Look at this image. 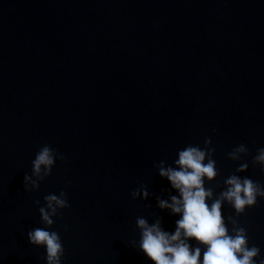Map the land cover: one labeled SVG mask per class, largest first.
I'll return each instance as SVG.
<instances>
[{"label":"water","instance_id":"obj_1","mask_svg":"<svg viewBox=\"0 0 264 264\" xmlns=\"http://www.w3.org/2000/svg\"><path fill=\"white\" fill-rule=\"evenodd\" d=\"M206 138L219 172L206 187L218 194L233 173L264 185L252 164L264 147V0H0V264H46L27 233L46 228L38 208L61 191L70 207L46 228L61 264H152L137 217L169 232L180 218L157 206L178 193L156 165ZM240 144L249 154L229 160ZM44 145L66 159L25 191ZM141 185L154 195L132 199ZM222 213L236 217L227 203ZM236 218L259 264L264 198Z\"/></svg>","mask_w":264,"mask_h":264},{"label":"clouds","instance_id":"obj_2","mask_svg":"<svg viewBox=\"0 0 264 264\" xmlns=\"http://www.w3.org/2000/svg\"><path fill=\"white\" fill-rule=\"evenodd\" d=\"M211 143V139L206 138L203 148L188 145L179 150L175 166H166L163 160L156 165L159 176L166 178L171 189L178 193L172 195L169 192L168 199L155 195L157 206L180 218L175 222V230L169 232L162 227L160 217L153 223L144 217H137L136 226L140 230L138 248L152 264H256V259L260 257V248L249 246L247 230L236 217L242 215L246 208L254 207L258 197L264 198V185L233 173L224 179V190L218 194L212 187H206V180L211 183L219 175ZM248 154L247 145L240 144L227 157L240 161ZM58 159L63 161L66 157L48 145L42 146L32 161L31 175H24V190L31 192L39 189L40 183L51 175ZM252 164L264 169V147L257 149ZM248 167L247 162L240 163L235 172H245ZM150 195L154 194L144 185L131 192L134 200H147ZM44 202L38 211L41 222L50 229L55 223L54 217L69 208L70 204L64 191L59 195H46ZM35 203L39 205L40 201ZM225 203L236 213V217H227V223L222 213ZM145 206L151 208V205ZM228 224H231V229ZM46 228L28 231V241L32 246L46 249V264H61L65 254L61 237L56 231ZM191 240L203 246V253L200 246L193 247ZM132 244L137 247L135 241ZM259 264H264V259H260Z\"/></svg>","mask_w":264,"mask_h":264}]
</instances>
